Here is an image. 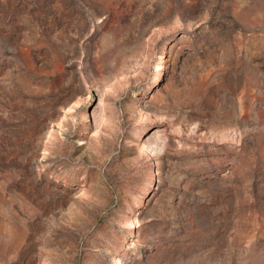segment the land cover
<instances>
[{
	"label": "rangeland",
	"instance_id": "1",
	"mask_svg": "<svg viewBox=\"0 0 264 264\" xmlns=\"http://www.w3.org/2000/svg\"><path fill=\"white\" fill-rule=\"evenodd\" d=\"M0 264H264V0H0Z\"/></svg>",
	"mask_w": 264,
	"mask_h": 264
}]
</instances>
